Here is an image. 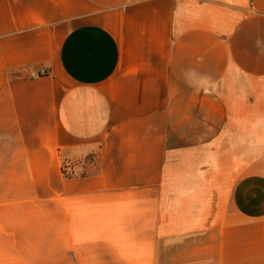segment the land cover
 <instances>
[{
	"label": "crops",
	"instance_id": "0c3cea01",
	"mask_svg": "<svg viewBox=\"0 0 264 264\" xmlns=\"http://www.w3.org/2000/svg\"><path fill=\"white\" fill-rule=\"evenodd\" d=\"M0 264H264V0H0Z\"/></svg>",
	"mask_w": 264,
	"mask_h": 264
},
{
	"label": "built area",
	"instance_id": "2783aa9c",
	"mask_svg": "<svg viewBox=\"0 0 264 264\" xmlns=\"http://www.w3.org/2000/svg\"><path fill=\"white\" fill-rule=\"evenodd\" d=\"M49 73H50V71L46 68L35 69L33 67H30L28 69V77L32 78V79L48 75ZM74 173L75 172H74L73 168L71 167V164H68L65 166V174L66 175H72Z\"/></svg>",
	"mask_w": 264,
	"mask_h": 264
}]
</instances>
